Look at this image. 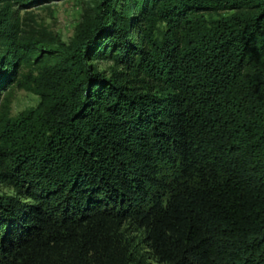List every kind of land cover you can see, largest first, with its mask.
<instances>
[{"label":"trees","instance_id":"obj_1","mask_svg":"<svg viewBox=\"0 0 264 264\" xmlns=\"http://www.w3.org/2000/svg\"><path fill=\"white\" fill-rule=\"evenodd\" d=\"M0 0V264L264 262V0H91L68 42ZM94 60L113 63L107 74Z\"/></svg>","mask_w":264,"mask_h":264},{"label":"rangeland","instance_id":"obj_2","mask_svg":"<svg viewBox=\"0 0 264 264\" xmlns=\"http://www.w3.org/2000/svg\"><path fill=\"white\" fill-rule=\"evenodd\" d=\"M91 0H45L39 6L30 8L32 17L41 30H48L64 42L73 36L75 27L81 21L86 10H89ZM97 69L109 73L113 67L110 60H94ZM39 100L35 93L14 84L1 96L0 102L10 115H17L20 111L34 107ZM14 195L11 187L0 183V196ZM124 237L130 247L137 264H164L152 256L144 244V233L133 224H124L122 227ZM254 264H264L261 258L256 257Z\"/></svg>","mask_w":264,"mask_h":264}]
</instances>
